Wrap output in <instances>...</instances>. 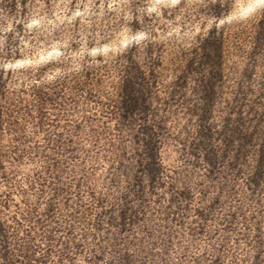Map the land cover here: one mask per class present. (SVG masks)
Masks as SVG:
<instances>
[{"label":"rangeland","instance_id":"374dc122","mask_svg":"<svg viewBox=\"0 0 264 264\" xmlns=\"http://www.w3.org/2000/svg\"><path fill=\"white\" fill-rule=\"evenodd\" d=\"M214 1L27 7L39 32L0 78V264H264V0Z\"/></svg>","mask_w":264,"mask_h":264},{"label":"trees","instance_id":"16d2710c","mask_svg":"<svg viewBox=\"0 0 264 264\" xmlns=\"http://www.w3.org/2000/svg\"><path fill=\"white\" fill-rule=\"evenodd\" d=\"M36 0H0V8L5 7L9 10V14H0V78L4 73L6 66L16 64L25 58L26 39L35 38V33L39 29H29L33 23L37 21L32 20V14H28L27 7L33 4ZM46 5L52 0H40ZM55 1V0H54ZM59 1V0H58ZM73 2L78 0H72ZM89 1V0H80ZM238 0H215L210 3L206 10L208 14H230L233 10V2ZM38 15V14H37ZM48 14H41L39 18H45ZM37 23H40L38 21ZM35 42V41H34ZM29 44L33 43L28 41ZM220 42L213 38H207L202 43L203 64L211 62L214 56H220L221 47ZM215 51L214 53H212ZM194 66L191 67L194 70ZM197 69V68H196ZM130 87L126 83L124 92L128 93ZM1 120V117H0ZM154 161V159H153ZM211 164L214 163L212 159L209 160ZM264 158L261 160L263 166ZM257 183V179H253V184Z\"/></svg>","mask_w":264,"mask_h":264}]
</instances>
